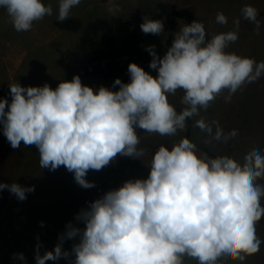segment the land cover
<instances>
[{"label": "clouds", "instance_id": "clouds-1", "mask_svg": "<svg viewBox=\"0 0 264 264\" xmlns=\"http://www.w3.org/2000/svg\"><path fill=\"white\" fill-rule=\"evenodd\" d=\"M81 0H59L58 21L69 17ZM16 31H29L33 22L53 14L52 6L42 0H0ZM244 19L255 24L259 33L258 10L245 5ZM216 22L227 24L218 12ZM237 31L215 34L206 39L201 22L183 24L163 56L155 46L146 49L152 56L149 67L154 77L136 63H129L130 82L116 78L113 91L83 85L79 75L61 81L55 89L10 84L11 102L0 99V124L13 149L21 142L39 150L41 168L51 171L64 166L75 182L85 189L95 187L86 176L100 171L117 156L140 159L137 129L162 136H173L186 128V119L207 109L224 90L230 102L245 83L264 74V62L227 53L238 39ZM140 29L159 36L164 21L143 17ZM183 90L181 112L169 103L168 95ZM213 125L215 132L213 133ZM196 126L213 139L227 141L236 130L225 134L218 121L200 119ZM264 154L253 149L241 164L228 156L210 158L197 154L196 145L183 138L169 150L155 151L146 179L127 180L91 202L75 217L83 229L66 225L54 250L35 256L36 264L67 259L62 249L65 239L79 237L73 244L72 264H184L188 256L198 264H216L221 257L244 261L260 250L256 224L264 216L261 198L264 185ZM18 200H25L34 186L0 183ZM43 223V222H41ZM39 247V246H38ZM13 259L25 260L23 253Z\"/></svg>", "mask_w": 264, "mask_h": 264}, {"label": "rangeland", "instance_id": "rangeland-1", "mask_svg": "<svg viewBox=\"0 0 264 264\" xmlns=\"http://www.w3.org/2000/svg\"><path fill=\"white\" fill-rule=\"evenodd\" d=\"M42 2L52 6L53 14L33 22L29 31H16L6 10L0 8V16L4 15L1 23L6 26L7 31L4 36H0V99H7L9 103L12 99L10 84L41 87L47 83L55 89L61 81H71L74 75H79L83 85L96 90L101 86L118 90V85L112 87L113 81L96 76L85 77L82 72L84 63L95 50L104 45L118 19L158 14L166 22L174 8L193 11L195 20L204 25L206 39H211L215 34L237 31L234 21L239 20L238 39L230 43L225 51L253 58L257 63L264 62V0H81L62 22L57 20L59 0ZM245 5L258 10L259 33L255 31L253 22L244 19L241 9ZM218 12L227 17V24L216 22ZM185 23L187 22L179 20L178 27L173 32L165 27L160 34L163 42L170 36L174 37ZM150 74L155 77V74ZM183 95V90H177L174 95L167 97L178 113L185 107L181 103ZM227 95L228 91L224 90L210 102L207 109L200 108L198 115L186 119V128L178 130L173 136L137 129L140 139L138 148L144 150V155L140 159L117 156L102 170H89L86 179L95 185L90 189L79 186L74 174L64 166L54 171L41 168L39 150L34 145L25 146L21 142L20 148L13 149L4 136L3 125L0 124V183L15 182L26 188L34 186V191L27 193V198L23 201L4 189L3 202L0 193V211L5 209L7 197H13L14 212L20 220L18 224L15 223L9 207L5 209L3 217L0 215V222L11 236L7 239L11 252L2 264H30L23 250V239L31 255H36L37 250L43 255L46 251L54 250L61 242L60 237L69 223L83 229L85 225L75 219L76 215L109 190L121 187L125 181L146 179L150 173L152 157L162 145L171 150L174 144L188 138L196 145L198 155L206 153L213 158L207 152L209 151L218 157L233 158L241 164L244 163L245 155L253 149L264 154V74L255 82L242 85L232 94L230 102L225 100ZM200 119L207 123L218 121L225 134L236 130L237 135L226 142L217 141L196 126V121ZM256 182L264 185V178ZM261 206L264 207V202H261ZM260 222L264 224V219L261 218ZM78 242L79 237L65 239L62 249L70 253L73 244ZM19 253H23L25 260L13 259V255ZM58 261L72 264L74 260L69 256ZM183 261L184 264H198L188 256H184ZM240 264L262 262L248 257Z\"/></svg>", "mask_w": 264, "mask_h": 264}, {"label": "trees", "instance_id": "trees-1", "mask_svg": "<svg viewBox=\"0 0 264 264\" xmlns=\"http://www.w3.org/2000/svg\"><path fill=\"white\" fill-rule=\"evenodd\" d=\"M144 16H133L130 19H118L115 26L107 37L104 45L95 50L82 66L85 77H99L106 81L116 78L127 83L130 80L128 73L129 63L140 65L146 72L157 75V71L149 67L152 56L146 49L155 46L157 54L163 56L171 46L174 39L170 36L164 43L161 36L145 34L140 29ZM151 19H161L158 14L149 16ZM179 20L190 24L195 20V14L190 9L174 8L170 17L164 22L167 30L173 32L177 29ZM213 158L215 154L207 151ZM2 200L5 202L4 193L0 191Z\"/></svg>", "mask_w": 264, "mask_h": 264}, {"label": "crops", "instance_id": "crops-1", "mask_svg": "<svg viewBox=\"0 0 264 264\" xmlns=\"http://www.w3.org/2000/svg\"><path fill=\"white\" fill-rule=\"evenodd\" d=\"M3 17H4V15L0 16V36H4L5 33H7V31L5 30L6 26L1 23V20H3ZM7 198H8V201H7V204L5 205V209L8 207L11 209L12 217L15 218V223L18 224L20 220H19L18 214L16 212H14V210H15L14 198L13 197H11V198L7 197ZM0 199H1V197H0ZM261 202H264V197L261 198ZM5 209L0 211L1 217H3V213H4ZM261 218L264 219V216H262ZM7 234H8V231H6V228L4 227V225H2V222H0V264H2L4 261H6L8 254L11 252L10 244H8V242H7ZM256 234L262 241V243L260 245V250L254 255L247 256L246 259L248 257H254V258L258 259L260 262H262V264H264V224H262L260 221H258L256 224ZM24 242L25 241L23 239V241H22L23 250L25 251V254H27V256H25V257H27L30 264H36V260H35L36 255H31V253L29 252L30 250L28 248L27 243L25 244ZM69 256H70L71 260L72 259L74 260V258H75L74 254H71V252H70ZM244 261L232 259L231 257H229V259L226 262L228 264H238V263L240 264V263H243ZM226 262H224V263H226ZM224 263H221V264H224ZM46 264H62V263H61V261L57 260V261L47 262ZM216 264H220L219 259L217 260Z\"/></svg>", "mask_w": 264, "mask_h": 264}, {"label": "built area", "instance_id": "built-area-1", "mask_svg": "<svg viewBox=\"0 0 264 264\" xmlns=\"http://www.w3.org/2000/svg\"><path fill=\"white\" fill-rule=\"evenodd\" d=\"M10 238H11V236H10V234L8 233V234H7V239H10ZM228 259H229V257H226V258H225V257H221V258H219V260H220V264H221V263H224V262L227 261ZM195 261L198 262L196 259H195Z\"/></svg>", "mask_w": 264, "mask_h": 264}]
</instances>
